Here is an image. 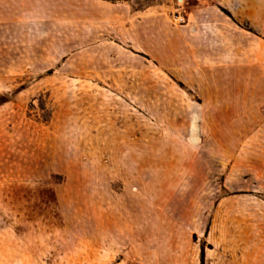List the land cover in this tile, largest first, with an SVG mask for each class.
Masks as SVG:
<instances>
[{
	"label": "rangeland",
	"instance_id": "1",
	"mask_svg": "<svg viewBox=\"0 0 264 264\" xmlns=\"http://www.w3.org/2000/svg\"><path fill=\"white\" fill-rule=\"evenodd\" d=\"M219 25L211 0H0V264H264V105L215 104L257 73Z\"/></svg>",
	"mask_w": 264,
	"mask_h": 264
},
{
	"label": "crops",
	"instance_id": "2",
	"mask_svg": "<svg viewBox=\"0 0 264 264\" xmlns=\"http://www.w3.org/2000/svg\"><path fill=\"white\" fill-rule=\"evenodd\" d=\"M220 6L218 57L227 62L252 65L257 73L244 78L246 91L238 93L216 87L215 104L228 106L229 112H238V106L250 107V114L261 112L264 105V0H211ZM229 20L237 21L234 27ZM246 22L247 29L240 27ZM231 28V30L229 29ZM253 53L251 58L249 54ZM231 62V63H232ZM218 63V62H217ZM247 113V110H243ZM251 119L250 127H253Z\"/></svg>",
	"mask_w": 264,
	"mask_h": 264
},
{
	"label": "built area",
	"instance_id": "3",
	"mask_svg": "<svg viewBox=\"0 0 264 264\" xmlns=\"http://www.w3.org/2000/svg\"><path fill=\"white\" fill-rule=\"evenodd\" d=\"M177 10V9H176ZM173 22L174 24H178V25H181V24H184L186 22V19L183 15H181L180 13L176 12L174 15H173Z\"/></svg>",
	"mask_w": 264,
	"mask_h": 264
},
{
	"label": "trees",
	"instance_id": "4",
	"mask_svg": "<svg viewBox=\"0 0 264 264\" xmlns=\"http://www.w3.org/2000/svg\"><path fill=\"white\" fill-rule=\"evenodd\" d=\"M202 253H203V249H202Z\"/></svg>",
	"mask_w": 264,
	"mask_h": 264
}]
</instances>
